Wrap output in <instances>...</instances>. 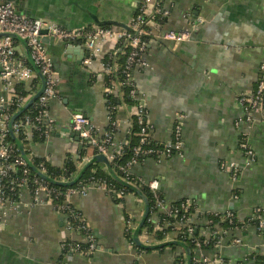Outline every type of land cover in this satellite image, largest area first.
I'll list each match as a JSON object with an SVG mask.
<instances>
[{
  "label": "crops",
  "instance_id": "crops-1",
  "mask_svg": "<svg viewBox=\"0 0 264 264\" xmlns=\"http://www.w3.org/2000/svg\"><path fill=\"white\" fill-rule=\"evenodd\" d=\"M139 1L0 0L12 2L20 14L53 20L67 28L105 22L127 26ZM166 6L170 13L159 30H185L191 39L151 38L144 54L147 66L135 68L132 79L137 99L146 108L153 140L168 142L175 115H185L182 152L159 160L148 157L130 170L146 182L158 180L168 203L189 198L197 203L198 211L231 210L237 218L245 219L254 208H264V114L252 125L236 126L244 114L238 95L255 90L264 75V0H166ZM15 40L17 55L30 64L26 45ZM46 45L60 76L57 96L49 106L56 130L42 141H34L31 133L30 148L32 155L52 166L60 167L71 159L81 168L85 164V159H80L83 141L72 129V117L75 113L86 115L100 133L108 126L103 58L114 49L115 41L106 40L99 54H91L79 43L49 40ZM33 70L27 88L41 82L38 71ZM5 94L0 80V95ZM134 111L132 106L118 109L115 143L126 140ZM244 130L257 155L251 165L239 146ZM93 155L89 147L86 157ZM222 161L240 166L237 180L220 168ZM236 190L238 198L234 197ZM70 201L83 213L100 248L92 255L64 252L62 241L82 242L84 236L68 229L65 217L52 204L35 203L24 188L17 208L4 216L0 264H179L175 259L180 254L182 264H190L182 246L139 253L127 239L126 213L139 222L144 212L143 201L135 195H126L122 204L104 187L92 185L84 194H73ZM153 221L158 222L157 215ZM192 221L204 225L198 213ZM142 237L148 244L156 243L152 235ZM234 238L241 241L233 243ZM254 250L264 254V226L259 229L251 224L245 230H231L219 246L197 249L194 254L198 259L221 256L229 264H237Z\"/></svg>",
  "mask_w": 264,
  "mask_h": 264
},
{
  "label": "built area",
  "instance_id": "built-area-1",
  "mask_svg": "<svg viewBox=\"0 0 264 264\" xmlns=\"http://www.w3.org/2000/svg\"><path fill=\"white\" fill-rule=\"evenodd\" d=\"M169 13L170 8L166 6V0H140L138 3V12L132 17L127 27L118 25H95L90 27L81 26L67 28L53 20H48L46 18H30L20 14L17 12L12 2H0V33H16L26 40L27 47L36 65L39 77L45 79L44 86H42V82H38L39 84H30V93L27 96L18 95L16 85H28L32 78H34V70L30 64L20 59L17 55L14 38L9 35L0 36V80L2 88L6 93L5 95H0V231L3 229L4 216L7 215L9 210L17 208L20 202L21 191L27 188L32 194L35 203L48 202L52 204L53 207L65 217L67 228L80 232L68 217V212H72V207L66 203L60 205L55 203L57 195H55V190L49 188V185L56 184L50 183L42 176L36 174L22 157L21 152L16 154V144L8 139L11 136L10 129L13 130L16 136H19L20 133L25 135L24 139L29 143L32 139L31 133L35 130L41 131L45 137L50 136L56 130V121L50 114L49 106L51 100L57 96V86L60 82V76L55 69L53 59L47 49L44 38L55 41L79 43L85 46L91 54H99L106 40L115 41L114 49L117 48L118 43H121L123 48H125L124 52H126V48H130L127 53L125 69L123 70L126 80L130 81L132 80V71L135 68L147 66L144 54L148 49L149 40L144 39L145 36H151L152 38L157 36L175 42H184L191 39V34L185 30H169L165 32L159 30L162 24L158 23L156 17L166 18ZM144 16H148V19H145ZM111 55H114V53L110 54V56ZM89 61V58L85 60L86 63ZM103 63L105 76L107 74L112 75L115 65H113L111 60L108 63L103 61ZM261 69H264V65L261 66ZM37 77L38 76L35 78ZM105 82V95L111 91H117V86L111 87L107 84L106 80ZM132 93L135 94V91H132ZM37 94L38 96L33 102L36 106L37 114L34 117L24 115L21 119L16 117L12 122L11 120L14 114L20 111L26 102ZM238 102L242 106L244 114L236 120V126H240L242 123L252 125L257 116L264 114V75L258 80L255 90L251 92H241L238 95ZM118 108V106H115V109L118 110ZM21 114L22 113L18 114V116ZM133 114L136 115L137 123L141 125L139 134L141 135V142L144 143L146 139L150 137L152 126L146 119V108L141 101L136 105ZM184 118L185 115L182 113H177L175 115L172 136L168 142L164 143L165 146L163 149L144 148L138 145L134 148L135 155L140 156L142 154L148 155L158 153L159 160L162 156L180 154L182 152ZM108 121L110 127L101 132V137H99V135H96L99 130L96 129L91 120L82 113H75L72 117V129L79 134L82 140H87L91 148L96 147L99 154H104L109 161L115 162L116 158L122 154L123 144L127 142V138L120 144L114 142V135L118 128V120L117 117L113 118L111 116L110 109H108ZM130 123L131 120L129 119V130ZM248 135L249 133L247 130L241 133L239 146L244 152L247 163L251 165L256 162L257 155L249 144ZM28 156L32 160L31 156ZM84 159L85 162H87L91 157L88 158L85 156ZM136 163L139 162L138 159L134 157L126 165H120V169L126 173L123 177L124 179L128 178V174L131 172L130 168ZM220 168L228 172L234 181L237 180L241 174V168L236 162L222 161L220 163ZM38 169L42 173H46L44 166ZM30 179H32V183L35 185L33 189L29 186ZM144 182L153 190L157 199V211L153 213L151 218L152 221L154 215L158 216V222H152L154 230H162L163 228L171 226V230L166 234L165 240H170L178 234H184L185 238H193L196 229L194 225L196 223L192 221V216L195 213L201 215L200 218L204 221V227L200 229L201 235H203L205 239L213 237L218 238V243L215 247L219 246L222 237L231 231L224 229L223 226L218 224L212 227L211 223H213V220L209 218L206 213L213 214L215 217L220 218L221 221L228 219L232 222V218L235 215L233 211L201 212L198 211L197 203L189 198H184V200L180 202L168 203L166 199L160 198L157 193V190L160 188L158 180L155 179L150 182ZM99 186L104 187L110 196L113 194L119 197L122 196V192L116 191L113 187H108L105 184ZM89 187L69 188L65 193L66 201L72 204L70 197L75 193L84 194ZM234 197H239L237 190L234 191ZM263 213V207H256L249 217L255 218V216H260ZM160 214H165L168 217V219H164L163 224L159 221ZM80 220L85 222V225L79 226L81 229H85L86 226L90 227L84 215ZM125 220V230H135L139 223L137 219L130 214L126 216ZM257 226L259 229L264 226L263 218L259 219ZM235 229L242 228L236 226ZM82 235L85 240L87 239L88 241L87 246H83L77 241L64 240L61 242V248L64 249V247H67L68 252L92 255L98 249L96 238L92 234L82 233ZM149 235L150 233L145 227L143 233L139 234V238H142H140V240L143 244L148 243H146V240H144L142 236L146 237ZM240 241L239 238L233 239V243H239ZM195 244V250L203 248L201 241H196ZM182 262L180 264H182ZM194 263L229 264L221 256H217L213 259H198L195 257V254Z\"/></svg>",
  "mask_w": 264,
  "mask_h": 264
},
{
  "label": "trees",
  "instance_id": "trees-1",
  "mask_svg": "<svg viewBox=\"0 0 264 264\" xmlns=\"http://www.w3.org/2000/svg\"><path fill=\"white\" fill-rule=\"evenodd\" d=\"M137 11L134 15H136ZM145 19H148V16H144ZM158 23L163 24L166 18L156 17ZM152 37H144V39L150 40ZM16 42V40L14 39ZM118 48V49H117ZM117 50L112 49L111 52L104 56L103 61L108 63L110 60L113 63L114 69L112 72V75H106L105 79L107 81V84H109L111 87L117 86V91H111L107 93L106 99H107V107L111 110V116L113 118L116 117L117 109H115V106H118L119 108L124 106H132L136 107V105L140 102L137 99V92L135 88V84L133 82V79L130 81L126 80V76L123 73V70L125 69V64L127 61V53L130 50V48H126V52H124V49L121 43L117 44ZM111 55L110 54H113ZM28 63V62H27ZM29 64V63H28ZM38 80V77L35 79V81ZM16 91L18 95L21 96H27L30 93L29 88L25 86V84H17L16 85ZM132 91H135V94L132 93ZM118 108V109H119ZM13 111V110H12ZM37 114L36 106L34 103H32L25 111L22 112L21 115L17 116V118L21 119L24 115H28L31 117H34ZM21 116V117H20ZM130 130L127 134V142L123 144V150L122 154L118 156L115 160V162L109 161V163L99 162L96 160V156L99 155V152L97 151V148L94 147V155L92 158V162L85 167V169L82 172V175L78 180H76L77 175L79 174L81 168H78L77 164L71 160L67 159L62 166L55 167L50 165L46 160L42 158H38L31 154V148L30 143L24 139L25 135L20 133L18 137L19 141L22 143L23 148L27 152L28 155L31 156L32 161L34 165L38 168L41 166H44L46 169V175L50 178H53L58 181H64V182H70L74 181L73 184L69 185H49V188L52 190H55V203L60 204H69L72 207V212H68L69 220L73 223L75 227H77L80 232L79 233H87L92 234L95 237L94 231L91 227L86 226L85 229H81L80 225H85L84 221H81L80 218L83 216L82 212L77 209L73 204H70L66 201V191L69 188H81V187H89L90 185L94 184L96 186L105 184L108 187H113L116 191L122 192V196H117L116 194H113L111 197L115 202L118 203H124L125 196L128 194L135 195L138 199L143 201L142 197L138 194L139 192L146 198L149 204V212L148 215L144 221V224L140 230L139 234L143 233L144 228L146 227L148 229V232L150 235H152L155 238L156 243L154 244H143L140 245L135 242L134 240V230L132 229H126L125 230V236L127 239L137 248L139 253L142 252H149L152 250H161L165 247H172L176 248L177 246H182L183 248L189 249L191 251L192 257L189 261L190 264L194 263V250L196 246V241H201L203 248H213L218 243V238H210L205 239L203 235L200 233L201 227L195 224L196 227L194 231V237L189 238L184 236V234H178L174 238L170 240H165L166 234L171 230V226L168 228H163L162 230H154L153 228V220L151 221L153 213L157 211V204H156V197L153 190L149 187L147 183L144 182L142 178L135 175L134 173L130 172L128 174V178L124 179L125 172L120 169V165H126L129 161H131L134 157L138 159V162H143L148 157H153L155 159L159 158L158 153L148 154V155H140L136 156L134 148L138 145L144 148H160L163 149L165 144L156 142L151 137L146 139L144 143L141 142V135L139 134L141 125L137 123L136 121V115L131 114L130 115ZM110 127L109 123L108 126L105 127V129H108ZM96 135H99L101 137L100 132H97ZM9 141H12L16 144L14 139L10 136ZM45 139V136L41 133L39 130L33 131V140L34 141H42ZM83 146L80 151V159L82 160L86 156L87 149L90 146V143L87 140H82ZM16 154L20 152L16 145ZM113 174L116 175L117 178L113 177ZM29 186L30 188H34L35 185L32 183V179L29 180ZM158 195L160 198L165 199V196L159 188L157 190ZM184 200V199H181ZM180 200V201H181ZM177 201V202H180ZM144 203V202H143ZM235 214V213H234ZM206 215L213 220V223H211V226L214 227L215 224L221 225L224 227V229L233 230L237 227L242 228L245 230L248 225L251 224H258V221L260 218L264 219V213L260 216H255V218L247 217L245 219H239L237 218L236 214L232 218V222L230 220H223L221 221L220 218L215 217L213 214L206 213ZM126 216L127 213H126ZM201 216V215H200ZM168 217L165 214H160L159 221L161 224H163L164 219ZM166 220V219H165ZM173 220V219H170ZM96 238V237H95ZM97 241V240H96ZM83 246L88 245L87 239L85 241L80 242ZM64 252L67 251V247H64L62 249ZM225 259V258H224ZM183 259V255H177L176 256V263H181ZM227 262L228 260L225 259ZM229 263V262H228ZM237 264H264V254L260 250H254L244 260L239 261Z\"/></svg>",
  "mask_w": 264,
  "mask_h": 264
},
{
  "label": "water",
  "instance_id": "water-1",
  "mask_svg": "<svg viewBox=\"0 0 264 264\" xmlns=\"http://www.w3.org/2000/svg\"><path fill=\"white\" fill-rule=\"evenodd\" d=\"M101 25H118V26H121V27H127V26L124 25V24H123V25H120V24L115 23V22H105V23H103V24H101ZM3 35H9V36H11V37L14 38V39H18V40L22 41V42L26 45V47H27V42H26V40H25L24 38L20 37L18 34H16V33H10V32H9V33H0V36H3ZM44 41L47 43V42H49V39H48V38H44ZM27 50H28V59H29V61H30V64H31L33 67L36 68V65L34 64L32 58H31L30 51H29L28 47H27ZM36 70H37V68H36ZM41 82H42V86H44V84H45V79H44L43 77H41ZM37 96H38V94L35 95V96H33L31 99H29V100L26 102V104L20 109V111H18L16 114H14V116L12 117V120H11V121L13 122V121L15 120V118L18 116V114H20V113H22L23 111H25V110H26V109H27V108H28V107H29V106L35 101V99L37 98ZM83 115H84V114H83ZM84 116H86V115H84ZM86 117H87V116H86ZM77 134H78V133H77ZM10 135H11V137L14 139V141L16 142V145H17L18 149L20 150L22 157L26 160V162L28 163V165L30 166V168H31L36 174L42 176L43 178H45L46 180H48L50 183H53V184H56V185H67V184L71 185V184L74 183V181H70V182L58 181V180H55V179H53V178H50V177H48L46 174L42 173V172H41V171H40V170L34 165V163L32 162V160H31L30 157L28 156L27 152H26L25 149L23 148L22 143L19 141L18 137L14 134V132H13L12 129H10ZM92 158H93V156L91 157V159H90L89 161L85 162V164L82 166V168H81L79 174H78L77 177H76V180H78V179L80 178V176L82 175V172H83V170L85 169V167H86L87 165H89V164L92 162ZM96 160L99 161V162H104V163H106V164L109 163V159H108L107 156L104 155V154H99V155H97V156H96ZM113 177H114V178H117L116 175H114V174H113ZM138 194H139V195L142 197V199H143V202H144V212H143V215H142V217H141L139 223L137 224V226H136V228H135V230H134V235H133V237H134V240H135L136 243L142 245V242H141V240H140V238H139V233H140V230H141V228H142V226H143V224H144V221H145V219H146V217H147V215H148V212H149V204H148V201L146 200V198H145L140 192H139ZM97 247L100 248V246H97ZM101 249H102V248H101ZM187 254H188V259L191 260L192 254H191V251H190L189 249H187Z\"/></svg>",
  "mask_w": 264,
  "mask_h": 264
}]
</instances>
